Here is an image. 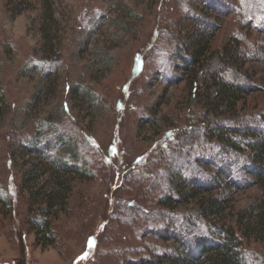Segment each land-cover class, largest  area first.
<instances>
[{
	"label": "rangeland",
	"instance_id": "374dc122",
	"mask_svg": "<svg viewBox=\"0 0 264 264\" xmlns=\"http://www.w3.org/2000/svg\"><path fill=\"white\" fill-rule=\"evenodd\" d=\"M224 1L236 11L224 16L223 10H214L217 17H208L217 27L196 76L169 56L174 52L162 35L166 15L160 0H0V195L13 199L9 213L0 201V264H121L150 250L162 252L169 243L157 231L147 233L155 223L148 217L151 212L158 210L167 220L166 215L189 214L204 223L194 202L168 210L151 204L145 191L151 182L156 191L157 171L166 172L168 166L178 170L177 162L183 166L202 145L214 144L202 137L208 125L222 120L236 124L248 116L260 125L264 118V2L254 16L253 0ZM164 7L170 20L182 17L173 14L179 3ZM179 24L164 28L178 45L184 38ZM228 39L235 47L226 52L237 57L238 65L221 57ZM55 55L56 67L45 79L42 63ZM205 71L242 85L233 111L220 106L218 114L210 102L203 103L205 89L192 78ZM41 84L43 90L34 97ZM82 87L91 90L96 103ZM40 118L75 126L97 145L82 153L95 164L93 177L72 179L67 211L51 223L55 242L44 246L35 243L27 228L19 182L28 156L17 148L20 136L37 132ZM259 127L264 129V123ZM220 153L218 165L227 169L230 162L223 160L228 155ZM193 163L183 170L191 173ZM203 165L202 171L215 172ZM219 172L223 186L229 176ZM171 182L162 175L157 193H171ZM213 194L224 206L217 216L227 224L234 223L235 215H249L244 207L256 206L264 197L257 185L241 183L215 188ZM253 218L246 222L254 224ZM250 245L247 250H257V244Z\"/></svg>",
	"mask_w": 264,
	"mask_h": 264
},
{
	"label": "trees",
	"instance_id": "16d2710c",
	"mask_svg": "<svg viewBox=\"0 0 264 264\" xmlns=\"http://www.w3.org/2000/svg\"><path fill=\"white\" fill-rule=\"evenodd\" d=\"M160 1L163 8L166 4L179 3L178 12L173 14L182 13V17L178 16L172 21L167 15V9L162 8L166 15L162 18V35L167 36L168 44H171V47L168 45L166 48L174 52L169 56L179 60L184 70L189 73L194 72L198 76L199 71L197 70L204 67L200 63L206 58L210 40L217 27V24L211 22L208 17L215 16L214 10L217 12L223 10L225 16L236 11V7L224 0ZM261 1L264 2V0H253L251 4L254 16L259 11ZM204 9L208 11L202 15L201 11ZM168 12L171 13V11ZM207 12L210 13L207 14ZM175 23L183 25L180 26L178 33L184 35L180 45L176 42L173 44L174 35H169L164 31L165 27H169L170 30L174 28ZM185 26L188 27V31L185 30ZM226 47H235V42L228 39L220 52L222 59L228 65H238L237 57H234V54L229 55ZM56 63L57 55L54 59L42 63L40 72L45 79L55 69ZM192 79L195 83L198 81L199 86L205 89L202 95L203 103L210 102L211 110L218 114H220V106H226L228 111H233L235 105L241 100L242 85L233 78L205 71L202 77ZM42 90L43 85L41 84L35 90L34 97H37ZM80 90L90 101L96 103L98 99L94 97L95 95L89 88L82 87ZM3 111L0 108L2 116ZM250 121L252 118L248 116L236 124L222 120L205 127L202 137L208 141L212 140L214 144L202 145L199 154L191 153V157L187 156L190 159H185L187 162L183 166L187 167L188 162H196V164L193 163L195 168L192 164L191 173L183 170V166L179 165L181 161L177 162L178 170H174L173 166H168L167 168L170 169L166 172L157 171L154 177L156 180L159 179L156 191H152V188H155L152 182L145 191V196L151 200V204L156 202L162 208L173 210V205L181 206L194 202L201 210V218L205 219L204 223L189 214L180 216L175 213L171 217L166 215L167 220L163 217L165 215L158 210L151 212L148 217L151 220L154 219L155 223L147 230V233L156 235L153 231H157L161 233L157 236L169 243L165 244L162 252L156 249L150 250L143 254L144 256L138 255L136 259L127 258L121 264H264V197L258 201L256 206L249 203L244 207L245 210L248 209L246 211L249 215H235L234 223L227 224L220 222L217 216L224 206L221 200L213 194L215 188L223 186L231 188L241 183L257 185L264 195V129L259 127L264 123V118L261 119L260 125L253 121L249 123ZM64 125L65 123L62 122L50 121L49 118H40L36 122L37 132L20 136L17 141V148L28 156L27 167L21 171L19 182L20 192H25L27 228L34 233L35 243L42 246L52 245L55 242V233L51 223L59 213L67 211L68 199L73 188L72 179L81 181L93 177L95 164L82 153L86 146L95 150L96 143L91 141L84 131L80 132L75 126ZM220 152H225L229 157L223 160V162H230L227 169L218 165L222 161L218 157ZM211 160L214 164L206 163ZM101 163L103 166L104 162ZM203 164H207L215 172L209 174V171H202L200 168ZM220 170L226 171L229 176L228 182L223 186ZM48 171H50L49 176H46L44 181L38 182ZM162 175H166L167 179L173 182H171L173 185L171 193L163 195L157 193L162 191ZM155 192L156 196L152 195ZM0 201L3 202L4 207L8 208L9 213L13 208V199L0 195ZM211 216L217 220H206ZM249 216L254 217V224L251 221L246 222ZM250 243L257 244L255 246L257 250H247L251 246Z\"/></svg>",
	"mask_w": 264,
	"mask_h": 264
}]
</instances>
